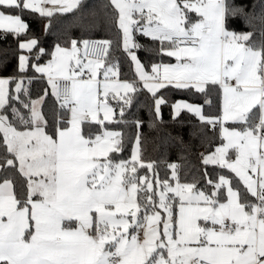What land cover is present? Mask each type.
<instances>
[{"label": "snow or ice", "instance_id": "snow-or-ice-1", "mask_svg": "<svg viewBox=\"0 0 264 264\" xmlns=\"http://www.w3.org/2000/svg\"><path fill=\"white\" fill-rule=\"evenodd\" d=\"M108 8L0 0V40L17 44L13 75L0 76V172L23 179L19 192L12 175L0 179V264H264V0H107ZM25 15L45 20V35L54 21L71 23L48 49ZM235 19L251 30L231 29ZM113 20L116 39L91 38ZM73 26L79 36L67 34ZM146 47L159 62L141 61ZM118 52L131 79H121ZM45 78L33 97L29 85ZM173 89L207 105L214 91L222 96L216 114L170 105L174 121L184 112L198 118L209 147L219 140L199 154L190 180L175 162L161 178L142 156L144 122L128 119L144 95L150 124L162 122ZM129 125L136 132L125 159L115 129Z\"/></svg>", "mask_w": 264, "mask_h": 264}, {"label": "trees", "instance_id": "trees-1", "mask_svg": "<svg viewBox=\"0 0 264 264\" xmlns=\"http://www.w3.org/2000/svg\"><path fill=\"white\" fill-rule=\"evenodd\" d=\"M241 2L248 3L249 6H251L253 0H235V3ZM104 3H107V0H84V7L86 11L95 8L96 11L101 15H103L104 11H107L111 15V8L103 10L101 9V5ZM257 11H259V9H257ZM24 19L29 23L30 29L35 34V36L42 38L43 46L48 49L53 47L54 41L57 38V34L63 35L66 26L71 23L70 16H66L61 20L54 21L52 29L53 35H45V20L40 19L38 16L28 15H25ZM87 19H90V17ZM229 26L231 29L236 31L251 30L245 27L244 22L241 19L230 21ZM80 33L81 29L79 27L73 26L67 34L79 36ZM116 37L117 31L114 20L110 25H102L94 29L91 34V38L94 39H116ZM135 39L145 46L151 45L149 38L137 35ZM16 48V41L10 35L8 36L7 40H0V60H3L5 52L7 53V60L3 64H0V76L7 77L13 75L17 64ZM150 51L151 49L146 47L143 50H139L137 54L142 62H159L160 58L150 54ZM116 55L120 57L122 73L121 79H131L133 77V72L129 65L128 59L122 52H118ZM47 59L48 57H45L41 62H45ZM163 62L173 63L175 62V59L164 57ZM29 75H31V73H29ZM29 87L32 96L35 97L37 93L42 92V90L48 87V85L46 83V79L44 81L33 80ZM221 97L222 96L218 91H214L209 97L211 104L207 105L204 104L205 98L200 94L178 91L175 89L170 90L167 92L169 104L162 107V122L157 121L155 124H150L152 115L150 109L146 106L148 103L146 96H140L139 106H134L132 109H130L131 115L128 116L129 120L140 119L144 122L140 129L142 133L141 147L143 159L145 161L157 162V170L161 178L165 176L166 171H169L170 173V170H166L165 168V162H175L184 166L182 170V178L183 173L188 172L190 174L188 179L190 180L191 175L197 174V169L201 168L199 154L213 151L215 145L219 143L218 139L213 140L212 146L209 147L208 142L197 131L199 127L198 118L187 112L182 113L181 117L174 121L172 119V109L170 107L171 103L178 100H187L193 103L204 105V110L206 113L216 114L221 108ZM52 107L53 104L51 101H49V104L45 109L49 115L51 113ZM116 129L123 132L126 140V149L121 155L125 159L130 158L136 129L134 125L121 126ZM208 137H212L211 131L208 132ZM181 138L183 143H181ZM214 167L215 166H208L209 172H212ZM4 175H12L16 182L17 192H19L23 185V179L20 177V175L10 170L8 173L0 172V179H2Z\"/></svg>", "mask_w": 264, "mask_h": 264}, {"label": "rangeland", "instance_id": "rangeland-1", "mask_svg": "<svg viewBox=\"0 0 264 264\" xmlns=\"http://www.w3.org/2000/svg\"><path fill=\"white\" fill-rule=\"evenodd\" d=\"M138 55V54H137ZM139 57V56H138ZM173 63H175V62H173ZM184 101H187V100H184ZM188 102H190V101H188ZM190 103H193V102H190ZM194 104H197V103H194ZM221 105H222V97H221ZM115 130H118V129H115ZM119 131V130H118ZM133 147H134V141H133V143H132V149H133ZM132 149H131V152H132Z\"/></svg>", "mask_w": 264, "mask_h": 264}, {"label": "crops", "instance_id": "crops-1", "mask_svg": "<svg viewBox=\"0 0 264 264\" xmlns=\"http://www.w3.org/2000/svg\"><path fill=\"white\" fill-rule=\"evenodd\" d=\"M45 25V24H44ZM46 79V78H45Z\"/></svg>", "mask_w": 264, "mask_h": 264}]
</instances>
